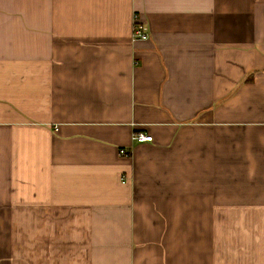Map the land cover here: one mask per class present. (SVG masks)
Wrapping results in <instances>:
<instances>
[{"label": "crops", "instance_id": "0c3cea01", "mask_svg": "<svg viewBox=\"0 0 264 264\" xmlns=\"http://www.w3.org/2000/svg\"><path fill=\"white\" fill-rule=\"evenodd\" d=\"M0 264H264V0H0Z\"/></svg>", "mask_w": 264, "mask_h": 264}, {"label": "built area", "instance_id": "2783aa9c", "mask_svg": "<svg viewBox=\"0 0 264 264\" xmlns=\"http://www.w3.org/2000/svg\"><path fill=\"white\" fill-rule=\"evenodd\" d=\"M150 37L149 29L145 24L140 23L135 18V25L133 30V40L135 41H145L148 40ZM133 140L137 143H147V142H153L154 138L151 135H148L143 132H137L134 134ZM121 154L128 155L130 154L126 150H121Z\"/></svg>", "mask_w": 264, "mask_h": 264}]
</instances>
